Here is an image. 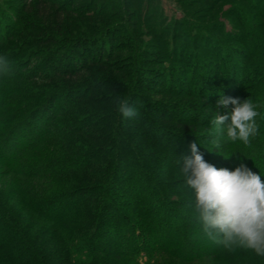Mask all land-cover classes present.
<instances>
[{"label":"trees","instance_id":"trees-1","mask_svg":"<svg viewBox=\"0 0 264 264\" xmlns=\"http://www.w3.org/2000/svg\"><path fill=\"white\" fill-rule=\"evenodd\" d=\"M140 1L32 0L30 9L0 7V55L5 58L0 73V171L5 175L0 179V264H196L201 259L209 264H264V257L251 250H226L208 239L204 241L211 250L198 252L199 244L188 238L194 231L206 239L199 224L175 214L176 205L163 200L156 179L163 165L153 153L181 146L162 126L146 123L152 118L162 125L176 123L167 111L186 110L180 112L177 106L185 108L176 103L162 109L155 105L163 113L150 116L135 107L147 96H140L142 83L139 90L133 85L145 79L149 57L158 53L144 52L151 42L142 39L152 35L158 41L156 34L162 35L153 29L154 16L146 20L148 5L144 11ZM255 12L264 17L261 8ZM144 24L147 30L141 28ZM176 26L170 28L172 37L155 49L163 52V60L185 65L191 77L196 66L201 97L194 79V84L174 87L173 99L203 100L204 109L215 114L226 80L232 97L255 103V136L247 145L225 144L240 164L261 172L264 181V38L243 54L231 52L229 64L220 51H210L209 35L193 33L191 25L186 33L204 56H187L182 47L177 52ZM219 32L225 35V29ZM226 34L241 47L251 37L260 38L250 30L241 36ZM236 56L244 60V68L231 64ZM204 57L211 62H203ZM214 62L220 64L213 67ZM169 74L172 80L177 76ZM160 79L153 94L170 91L160 86ZM119 100H126L137 116L122 117ZM195 121L180 123V128L196 130ZM123 166L130 167L129 174ZM149 193L157 200L151 202ZM125 196L129 200H122ZM153 208L160 213L155 215ZM178 220L184 223L180 226Z\"/></svg>","mask_w":264,"mask_h":264},{"label":"rangeland","instance_id":"rangeland-1","mask_svg":"<svg viewBox=\"0 0 264 264\" xmlns=\"http://www.w3.org/2000/svg\"><path fill=\"white\" fill-rule=\"evenodd\" d=\"M62 1V0H60ZM150 1V5H149ZM214 1V3H212ZM220 0H141L140 6L142 7V10L148 5V10L144 9L146 13V20L149 18H153V23L155 24L153 29H157V32L161 31L160 34H156V36L159 38L158 41L153 40V36L149 35L146 38H143L142 41L145 42H151L150 44L145 45L143 47L144 52L145 51H156L155 55L152 57H149V64L145 66L146 68V75L145 79L142 81L135 82V85H133L134 90L135 88L137 90L139 87V84L142 83V86L144 85V88L140 90V96H147L146 101L143 103V105H140L137 107V101L135 102V107L137 110H143L144 112L148 113L150 116H157L158 113H163L162 110H159L155 108V105L159 106L162 109L164 105L174 104L181 105L185 109L181 107H176L177 109H181L180 112L183 110H186L185 114L179 113V111H167V113L170 115V117H176V119H173L176 121V123L172 124H165L162 125L160 120H154L153 118L151 120H148L146 123V126H155V128L163 127L169 134H173V140H176L181 146V148H174L175 151L172 150H161L157 148L153 154H159L161 158V164L163 167L161 168V176L158 174V177L156 178L160 182V186L162 193H163V200H167L168 202H171L172 204H175L176 207H174L172 210L175 212V214H181L182 217H192L195 218V212L193 209L192 204V190L187 189L186 186L183 183V176L178 164V159L182 154H189L190 155V149L189 145L193 142L197 143V147L199 152L203 155V158L206 162H209L219 168H228L230 170L234 169V166L231 167L232 161H235L237 164H240V159L238 155L235 154L234 151L226 147L225 141H221L218 146L214 145L211 142V136L213 129L210 125V120L212 117V113L204 109L206 105H204V101H197V99L191 103H188V101H184V99H173L171 93L173 88H178L180 83L182 82H192V84L195 83V80H199L198 74L196 75L193 69V75L191 77L189 70H187L185 65H180L177 63V61H174L172 63L167 62L166 60H163L161 58V53L163 52L161 50L155 49L158 48L162 41L168 40L172 37V31L170 28L173 26H176L173 29V32H175V36H173V40L179 45L177 47V52L179 51L180 47L183 48V50L187 51V56L190 54H196L200 57H203V52L195 50L193 46V43L190 41V37H188L185 27L187 25H191L193 28H196L194 32H198L199 34H204L206 36V33L209 35L208 39L212 43L210 46V51H220L219 53L221 56H223V59L225 61L228 60V57L232 54L231 52L235 53L238 52V54L245 53L246 48L248 49L250 45H256L261 44L260 42L262 37L264 38V17L259 16L255 11H257L259 8L261 10H264V0H223L221 2H218ZM32 3V0H0V7H3L4 9H30V4ZM51 6V5H50ZM100 6V5H99ZM52 9V6L50 7ZM54 10V9H53ZM1 11V10H0ZM13 14V13H10ZM183 22V23H182ZM182 24H185V27H183ZM181 25V26H180ZM148 27L147 25H142L141 28ZM130 28V26L128 27ZM225 29V35L228 36V33H232L233 36H241L244 32L250 30L251 32H257L260 35V38H257V40L254 39V37H251L247 40L248 45L245 47H241L237 43L228 41L227 37L219 32V30ZM141 30V29H140ZM147 30V29H144ZM3 33L0 32V35ZM155 36V35H154ZM264 40V39H262ZM156 44V45H155ZM206 43L202 44V47H205ZM216 47H221L216 49ZM229 46L232 50L226 49L225 47ZM248 52V51H247ZM231 53V54H230ZM238 56V55H237ZM234 57L236 58V62L231 63L232 65H238V67L244 68L246 64L244 63V60L241 57ZM207 58V57H204ZM203 62H211L210 58H207ZM227 63L230 64V62L227 61ZM219 62H214L213 67L218 66ZM251 64L248 63L247 66ZM209 67V65L207 66ZM126 68V67H125ZM185 73L184 74V72ZM191 70V69H190ZM171 73H175L177 76L175 79L172 80V77L167 78L169 75L171 76ZM169 74V75H168ZM239 75V73H238ZM164 76V79H160ZM226 77V76H225ZM149 78V79H147ZM160 81V86L166 87L167 91H164L163 95H159L158 91H155L153 94V90H159L157 81ZM195 79V80H194ZM172 80V81H171ZM170 82L171 87L167 84ZM226 81V80H225ZM221 83V87H225V91L222 92L224 96L226 94H229L230 97H232V88L227 82ZM141 86V87H142ZM198 82H197V89L195 87L196 96L201 97V91L198 88ZM146 89V90H145ZM229 91V92H228ZM153 94V96L151 95ZM204 97V96H203ZM228 97V96H226ZM214 102V101H212ZM161 104H163L161 106ZM195 106L193 108L189 107ZM232 105H229V109H231ZM202 108V109H199ZM212 109L215 111L216 108L212 106ZM169 110V109H168ZM166 113V112H165ZM192 113V114H190ZM160 115V114H159ZM156 118V117H154ZM192 120H196L194 123V126L196 130H184L180 128V123L185 125H190L189 122ZM128 122L127 119L123 121V123ZM198 126V127H197ZM153 135H159L156 131L152 133ZM160 136V135H159ZM176 139H175V138ZM136 140H139L138 137H135ZM167 137H162L161 139L164 141H169L166 139ZM171 143V142H170ZM172 144V143H171ZM150 146H154V144L150 143ZM172 146V145H171ZM174 147V146H173ZM178 156V159L176 158ZM177 162V163H176ZM125 163H127L125 161ZM176 163V164H175ZM134 165V162L130 163L128 166ZM263 166H264V159H263ZM130 168V167H129ZM128 168V169H129ZM126 169L125 166H123L122 170L126 171L128 174L130 173L129 170ZM163 169V170H162ZM151 175L155 174L153 171H149ZM0 171V179L3 180L5 178L4 174L1 175ZM155 177V176H154ZM0 180V181H1ZM126 187L128 186L125 185ZM149 196L148 198L150 201H155L156 196L153 194H147ZM148 199V200H149ZM122 200H129L127 196L123 197ZM121 203V202H120ZM120 206V205H119ZM172 212V213H173ZM153 213L155 215L160 213V210L153 208ZM173 214V215H175ZM197 222V221H196ZM177 223L181 226L184 221L178 220ZM175 226V225H173ZM187 230V228H186ZM206 239H203L202 236L199 234H196L194 231L190 233V237L188 238L189 241L195 242L199 244L198 252H203L204 250L209 251L213 246L208 247V243H206ZM203 243V244H202ZM205 243V244H204ZM215 245L214 243H212ZM196 251V250H195ZM194 250H189L188 253H196ZM206 260V259H205ZM204 259L199 260V263L196 264H209V260L205 261ZM207 262V263H206ZM172 264H179L177 261H173Z\"/></svg>","mask_w":264,"mask_h":264},{"label":"clouds","instance_id":"clouds-1","mask_svg":"<svg viewBox=\"0 0 264 264\" xmlns=\"http://www.w3.org/2000/svg\"><path fill=\"white\" fill-rule=\"evenodd\" d=\"M5 70V58L0 55V73ZM229 105H232L229 109ZM124 118L137 116L126 100L117 102ZM217 112L210 120L211 142H242L247 145L255 136L257 105L250 99L239 100L221 94ZM225 110L220 114L219 109ZM190 155L182 154L178 164L183 183L191 189L195 218L201 232L212 243L226 250H251L264 257V181L261 172L240 164L233 170L217 168L206 162L197 143L189 145Z\"/></svg>","mask_w":264,"mask_h":264}]
</instances>
